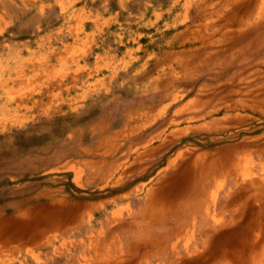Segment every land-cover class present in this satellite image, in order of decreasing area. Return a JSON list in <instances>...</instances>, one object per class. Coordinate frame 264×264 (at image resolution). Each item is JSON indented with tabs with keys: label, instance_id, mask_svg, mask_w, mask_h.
<instances>
[{
	"label": "rangeland",
	"instance_id": "374dc122",
	"mask_svg": "<svg viewBox=\"0 0 264 264\" xmlns=\"http://www.w3.org/2000/svg\"><path fill=\"white\" fill-rule=\"evenodd\" d=\"M166 1L155 0L150 6L164 7ZM174 11L179 12V21L171 29L187 36L173 44L178 60L154 76L148 73L146 83L130 81L124 86L128 93L145 85L146 97L138 101L136 114H131L134 99L114 101L110 127L119 128L125 119L130 132L120 146L108 150L116 164L109 159L94 173L103 177L114 169L107 178L82 170L83 158L100 157L102 149L95 148L94 135L75 128L96 115L102 98L80 113L51 116L0 134V222L39 205L88 206L67 233L52 232L48 242L6 252L4 264H193L206 244L216 247L221 242L230 249L249 239L257 212L264 222V0H179ZM158 94L161 99L153 97ZM50 127L51 140L31 144L46 136L28 137L29 133ZM68 133L71 137L64 136ZM135 134L139 137H132ZM161 140L162 149L148 151ZM82 147L90 148L88 153ZM189 153L221 154L229 161L238 157L248 176L240 173L220 181L208 210L223 217V224L213 229L212 223L191 214L179 236H172L175 220L149 222L137 212L159 180L174 174L176 166L167 168L168 162ZM115 211L120 213L113 224L107 220ZM99 232L100 247L94 241ZM161 234L165 241L159 249L139 260L131 249ZM114 251L121 255H106ZM100 253L106 260H99Z\"/></svg>",
	"mask_w": 264,
	"mask_h": 264
},
{
	"label": "crops",
	"instance_id": "0c3cea01",
	"mask_svg": "<svg viewBox=\"0 0 264 264\" xmlns=\"http://www.w3.org/2000/svg\"><path fill=\"white\" fill-rule=\"evenodd\" d=\"M178 1L152 7L155 0H0V134L51 116L80 113L92 100L102 98L96 115L75 127L94 135L95 148L102 149L100 157L83 158L82 170L95 175L102 162L111 159L116 164L108 152L120 146L130 130L125 119L119 128L110 127L112 106L115 100L134 99L131 114H136L138 101L146 97L145 85L134 87L131 93H124V86L130 81L146 83L148 73L154 76L178 60L173 44L187 37L183 30L171 29L179 21V12H171ZM137 3L142 5L129 8ZM153 97L161 99L162 95ZM64 136L71 137V133ZM164 145L161 140L148 151ZM82 149L88 153L90 148ZM113 171L95 176L107 178ZM46 206L25 208L15 216L16 228L29 229L27 236L15 233V250L48 242L52 231L67 233L88 208L60 202ZM119 213L115 211L107 221L116 223ZM35 229L40 235L37 239ZM101 235L94 239L98 245L103 242ZM109 254L121 255L118 251ZM96 255L101 262L106 260L100 257L102 253Z\"/></svg>",
	"mask_w": 264,
	"mask_h": 264
},
{
	"label": "bare ground",
	"instance_id": "6f19581e",
	"mask_svg": "<svg viewBox=\"0 0 264 264\" xmlns=\"http://www.w3.org/2000/svg\"><path fill=\"white\" fill-rule=\"evenodd\" d=\"M241 162L242 161L238 159V157L235 159V161H229L227 157H224L221 154L216 155L215 153H204V154H197V155H192V153H189V155L186 158H182V156L177 155V157L174 158V160L170 162L171 167L176 166L175 170L173 171L174 174L164 176L159 180L158 186L155 189H152V191L150 192L149 196L147 197L145 201L146 202L145 206L143 207V209L137 212V216H139V218H142V219L144 218V220L149 221V222H157V221L161 222L164 220H168V221L175 220L177 222V227L175 228V231L173 230L174 232L172 236L178 235L181 231L184 230L185 228L184 225L185 223L187 224V222L189 221V216L191 214L194 218H198L202 220L205 219V221H207L208 223L209 222L212 223L211 226L214 229L217 225L219 226L220 224H223V222L225 221L223 217L217 218L215 215H210V212L208 210L209 205H214L215 203V199H216L215 191L217 188L220 187L221 185L220 181L223 180L222 178L226 176H237L240 173H242V175L248 176V173L246 172L247 170L242 171L245 169L246 166H245V163L243 162L241 163ZM257 184L260 185L259 183ZM48 206H46L47 209H48ZM65 209L63 208V210ZM41 214H43V212ZM262 216L263 214L261 212H257L255 217L251 219L252 226H250L251 232L249 233V236H250L249 239L247 240L244 239L240 241L239 244H236L234 248H230V249H228L229 248L228 246H227L228 248H224L221 242H219V245L216 244V247L209 246L208 244H206L205 252L201 254L200 256H197L193 264H264V235L262 236L261 234L264 231V226H263L264 222L262 221L263 219ZM53 225L56 226L55 227L56 229L58 226V222L54 223ZM18 229H21V230H18ZM193 229H194V226H193ZM28 230H29L28 228H23V227L16 228L15 218L9 219V220L4 219L0 222V261H2L3 256L6 252H11L15 249V233L20 231V234L24 233L27 236V233L29 232ZM33 232H34L33 235L35 236L34 239H37L40 236L38 230L35 229ZM156 236L158 235H153V238H151L150 240H147L146 242H140L139 245L131 249L136 254L138 253L137 255H139L138 256L139 260H141L144 256H147L148 253L152 252L153 250L155 251L157 246L159 247L160 244H163V242L165 241V238H164L165 235L161 234V236H158V237ZM133 260L131 259V261ZM134 263L135 261L132 262V264Z\"/></svg>",
	"mask_w": 264,
	"mask_h": 264
},
{
	"label": "trees",
	"instance_id": "16d2710c",
	"mask_svg": "<svg viewBox=\"0 0 264 264\" xmlns=\"http://www.w3.org/2000/svg\"><path fill=\"white\" fill-rule=\"evenodd\" d=\"M53 129H54L53 127H50L48 130H45L41 133H29L27 136L28 137H39V135H45L46 137H44L43 139L31 142V144H33V145H38V144L47 142V141L52 139L49 137L50 136L49 133H51Z\"/></svg>",
	"mask_w": 264,
	"mask_h": 264
}]
</instances>
